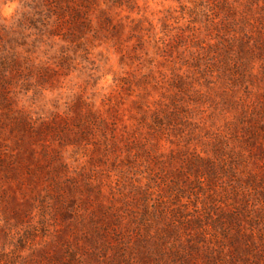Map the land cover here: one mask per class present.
<instances>
[{
	"label": "rangeland",
	"instance_id": "1",
	"mask_svg": "<svg viewBox=\"0 0 264 264\" xmlns=\"http://www.w3.org/2000/svg\"><path fill=\"white\" fill-rule=\"evenodd\" d=\"M63 1L0 0V264H264V0Z\"/></svg>",
	"mask_w": 264,
	"mask_h": 264
},
{
	"label": "trees",
	"instance_id": "2",
	"mask_svg": "<svg viewBox=\"0 0 264 264\" xmlns=\"http://www.w3.org/2000/svg\"><path fill=\"white\" fill-rule=\"evenodd\" d=\"M59 2H61L62 0H58ZM64 3H65V8L68 10V12L69 11H72V12H74V13H72V14H70V15H72V17H80L82 14L77 10V8H75L76 6H78L77 4H75V0L73 1V0H64L63 1ZM218 5H220V7L221 8H225L226 9V12H227V15H226V17L227 16H233L234 15V12L236 11L235 10V8L231 5V3L228 1V0H222V1H220V2H218L217 3ZM109 17H105V19L108 21L109 19H108ZM225 18V17H224ZM88 21V20H87ZM222 21V20H221ZM220 21V22H221ZM224 21V20H223ZM242 21H245V23H246V19L244 18V19H242ZM85 22H86V20H85ZM234 23L233 24H237V23H239V20H236V22L235 21H233ZM228 23V22H227ZM243 25V24H242ZM263 43V42H262ZM248 44V43H247ZM245 45V46H243V50L248 54V50H250L251 48H249V45ZM261 44V43H260ZM255 46V45H254ZM252 53L253 52H251V55H252ZM228 67H230V65H228ZM234 67V66H233ZM236 69H237V67H235ZM264 112V111H263ZM248 116H246V115H244L243 116V118H247ZM25 126H27V129L30 127L29 126V123L27 122H25ZM248 131H249V133H250V135H252V136H254V138L257 140L258 138H259V135H261V134H263L264 135V124H261V123H259V122H257V121H255L252 125H249L248 126ZM195 159L198 161V162H200V163H205V164H213V162L212 161H209V159H207V158H203V157H200V156H197V157H195ZM190 165H192V163H190ZM210 167V166H209ZM211 170V169H210ZM237 217V214H236V212H235V210L233 211V212H230V213H228V215H226V217L229 219V220H233V217ZM200 230H201V233H199V235H202V236H204V235H206V234H208L207 233V231H206V229H204L203 227H200ZM253 233V232H252ZM251 233V234H252ZM247 237H248V235H246ZM220 249V251L219 252H217V253H219V254H221L222 255V257H224V255L226 254V252H223L222 250H223V247L222 246H220V245H217V249ZM216 251V249H214V247H210V251H212L211 252V254H213L214 252L213 251ZM230 256V255H229Z\"/></svg>",
	"mask_w": 264,
	"mask_h": 264
}]
</instances>
